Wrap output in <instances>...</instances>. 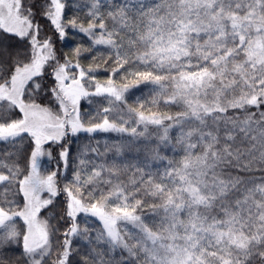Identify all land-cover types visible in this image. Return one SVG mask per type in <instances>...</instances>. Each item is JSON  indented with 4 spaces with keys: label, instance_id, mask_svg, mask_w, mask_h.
I'll list each match as a JSON object with an SVG mask.
<instances>
[{
    "label": "snow or ice",
    "instance_id": "snow-or-ice-1",
    "mask_svg": "<svg viewBox=\"0 0 264 264\" xmlns=\"http://www.w3.org/2000/svg\"><path fill=\"white\" fill-rule=\"evenodd\" d=\"M81 132L128 139L75 156ZM0 145V264H264V0H0Z\"/></svg>",
    "mask_w": 264,
    "mask_h": 264
},
{
    "label": "trees",
    "instance_id": "trees-1",
    "mask_svg": "<svg viewBox=\"0 0 264 264\" xmlns=\"http://www.w3.org/2000/svg\"><path fill=\"white\" fill-rule=\"evenodd\" d=\"M77 2L82 3L83 0H77ZM66 14L72 15L73 10L72 9H66ZM80 17L81 22H84V17L86 16V12H77L75 13ZM47 23V22H42ZM50 36H52V39L55 43V46L58 50V52H63L64 54H71L72 50L76 46H83L85 48L90 47L91 42L89 38L78 31H71L69 32L68 37L60 41L56 38V35L49 31L48 33ZM111 49L105 47V46H95L92 51L85 52L80 57V63L83 67H87L91 64H99V68L96 71L95 75L97 79L99 80H107L111 73L109 66L112 64L111 59H107V63H104L103 60H101V57L107 58L110 53ZM123 71V70H121ZM119 81V74H117V77H115ZM131 79V77H129ZM156 88V85L150 83V82H141L139 85H133L129 88L126 94V100L129 104L135 105L137 100H140L141 102H144L146 105L149 104V102L152 100L153 96L155 95L154 89ZM94 99V98H93ZM97 107L93 104H89L88 102H82L81 103V113H89L94 115V109ZM154 110L158 111H168L170 113H175L176 111H179L180 108L178 105H167L165 106L163 103H160L156 106ZM151 130V129H150ZM98 138H100L98 140ZM128 139L127 134H99V135H92V134H79L76 137H72V144H73V152L72 155L78 156L80 154V150L84 148H91V147H97L99 144V152L104 153L103 145L105 143L112 145L116 143H120L123 141H126ZM141 145L143 144V141L138 142ZM3 145H0V148H2ZM165 154L171 156V151H166ZM56 153L53 152V156L55 157ZM88 155L96 161V163H101L102 161H110L112 159L113 153L111 151L107 152L106 154L102 156H97L94 152H89ZM137 159H143V153H136V152H125V154L122 157H118V161H131L135 162ZM42 166L47 169H51L55 166V160H48L45 158L43 160ZM257 176H259V172L256 173ZM61 182H64V178L61 177ZM81 252L85 251V245L83 242L80 244ZM21 249L20 248H13L9 250V255H19ZM79 258V257H78Z\"/></svg>",
    "mask_w": 264,
    "mask_h": 264
},
{
    "label": "rangeland",
    "instance_id": "rangeland-1",
    "mask_svg": "<svg viewBox=\"0 0 264 264\" xmlns=\"http://www.w3.org/2000/svg\"><path fill=\"white\" fill-rule=\"evenodd\" d=\"M100 80V79H99ZM101 82H103L104 80H100ZM119 82V81H118ZM126 94H127V92L125 93V99H126ZM82 102H87L86 100H81V103ZM92 104L94 105V106H96L97 108L99 107V105H98V103H97V99L96 98H94L93 99V102H92ZM96 108V109H97ZM81 110V109H80ZM79 134H92V135H99V134H116V135H119L120 133H115V132H108V133H104V132H97V133H83V132H81V133H79ZM78 134V135H79ZM124 134H127V133H124ZM77 135V136H78ZM76 137V136H75ZM100 138H98V140H99ZM43 163V162H42Z\"/></svg>",
    "mask_w": 264,
    "mask_h": 264
}]
</instances>
